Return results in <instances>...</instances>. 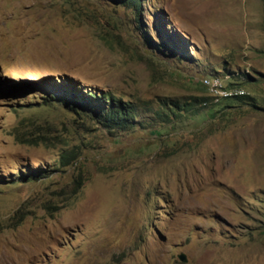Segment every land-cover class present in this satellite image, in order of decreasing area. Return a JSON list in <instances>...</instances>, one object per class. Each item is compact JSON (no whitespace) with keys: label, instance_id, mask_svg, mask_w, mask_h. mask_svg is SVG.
Masks as SVG:
<instances>
[{"label":"rangeland","instance_id":"1","mask_svg":"<svg viewBox=\"0 0 264 264\" xmlns=\"http://www.w3.org/2000/svg\"><path fill=\"white\" fill-rule=\"evenodd\" d=\"M0 264H264V0H0Z\"/></svg>","mask_w":264,"mask_h":264},{"label":"trees","instance_id":"2","mask_svg":"<svg viewBox=\"0 0 264 264\" xmlns=\"http://www.w3.org/2000/svg\"><path fill=\"white\" fill-rule=\"evenodd\" d=\"M130 1L131 0H128V2ZM138 4L141 5V2L136 1L135 5ZM214 76L219 75H207L205 77L211 78ZM222 80L226 88L239 87L237 85H234V82H227L226 80H224V78H222ZM72 89L75 93L76 90L74 88ZM242 94L234 96H224L215 100L219 101L220 99L239 97ZM78 95V93H75V96H73L72 94L69 99H61L63 101L61 102V104H64L67 107V112L73 115V117L85 114V116H88L98 124H102L109 130H125L131 126L132 119L134 118L136 113V107L131 101L124 100L120 97H114L108 92L99 96L97 93L90 91L88 94L81 95L80 100ZM93 96H95V99H93ZM73 151L74 150L68 152V154L66 155H63L64 162L69 163L67 158H70L72 154H74ZM24 176L26 177V179L30 180L41 178L42 176H44V174L41 170H34L32 172H27V174H24Z\"/></svg>","mask_w":264,"mask_h":264},{"label":"built area","instance_id":"3","mask_svg":"<svg viewBox=\"0 0 264 264\" xmlns=\"http://www.w3.org/2000/svg\"><path fill=\"white\" fill-rule=\"evenodd\" d=\"M216 100L224 96L242 94L243 90L237 87L226 88L220 76L205 77L201 80Z\"/></svg>","mask_w":264,"mask_h":264},{"label":"water","instance_id":"4","mask_svg":"<svg viewBox=\"0 0 264 264\" xmlns=\"http://www.w3.org/2000/svg\"><path fill=\"white\" fill-rule=\"evenodd\" d=\"M180 258H181L182 260H185V259H186V257H185L184 254H181V255H180Z\"/></svg>","mask_w":264,"mask_h":264}]
</instances>
